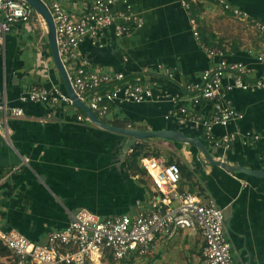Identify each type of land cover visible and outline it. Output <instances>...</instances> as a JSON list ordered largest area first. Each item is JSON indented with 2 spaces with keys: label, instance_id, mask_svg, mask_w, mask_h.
Wrapping results in <instances>:
<instances>
[{
  "label": "crops",
  "instance_id": "0c3cea01",
  "mask_svg": "<svg viewBox=\"0 0 264 264\" xmlns=\"http://www.w3.org/2000/svg\"><path fill=\"white\" fill-rule=\"evenodd\" d=\"M59 1L73 18L82 16L90 4V0ZM126 1L144 20L143 27L118 39L110 31L102 48L88 38L81 52L105 71L140 75L157 95L162 92L170 98L143 104L118 103L101 121L122 129L179 130L202 141L215 160L225 161L229 167L264 171V89H234L227 93L226 103L242 118L226 128L216 126L214 133L217 137L240 135L229 150L208 145L200 126L180 125L173 117L182 106L205 117L214 113L212 103L192 102L186 88L200 84L202 74L217 63L196 40L192 20L203 44L225 50L230 62L246 65L251 71L250 79L264 78V63L257 58L264 39L249 24H264V0H225L248 14V22L211 0H194L190 11L180 0ZM124 8V0H120L116 10ZM52 57L47 31L35 20L16 24L0 54V104L5 102L8 107L25 111V118L8 120V137L0 136V229L15 230L36 244H45L50 233L64 229L70 213L85 209L102 218L133 216L148 208L155 194L141 162L134 163L130 158L133 149L124 156L127 137L90 121H79V116L86 115L73 107L21 102L32 86L57 87L68 93ZM158 65L170 69L174 77L156 74ZM144 70H149L150 75H141ZM172 97H177L175 103ZM3 115L0 111V120ZM249 132L260 138L243 139ZM138 144L159 149L161 156L182 167V190L203 192L223 209L226 234L239 264H264V176L204 165L194 145L162 139ZM180 235L192 243L200 239L198 252L202 261L201 234L179 229L172 238L160 241L161 262L170 258L171 246Z\"/></svg>",
  "mask_w": 264,
  "mask_h": 264
},
{
  "label": "built area",
  "instance_id": "2783aa9c",
  "mask_svg": "<svg viewBox=\"0 0 264 264\" xmlns=\"http://www.w3.org/2000/svg\"><path fill=\"white\" fill-rule=\"evenodd\" d=\"M48 7L56 29L59 55L69 76L76 97L85 103L98 119H106L118 103L143 104L158 98H170L166 93H155L154 87L145 84L140 75L129 76L124 72L105 71L81 52L82 43L89 38L94 46L104 47V39L110 33L118 39L141 29L144 20L124 0L125 8L116 10L120 0H90L86 12L73 18L59 0H41ZM237 19L248 22V14L231 6L225 0H211ZM194 0H180L190 11ZM38 21L47 31L42 16L26 0H0V54L7 35L18 24ZM124 24H120L119 21ZM129 24H132L130 26ZM264 39V24L249 21ZM192 29L196 40L210 58L217 63L201 76V83L187 86L191 101H208L214 113L205 117L195 110L179 107L174 118L180 125L192 123L203 129L208 145L229 150L240 140L235 133L217 137L216 126L228 125L242 118L236 109L225 101L228 92L240 89L256 92L264 89V78L250 79V69L240 62H230L226 51L202 43L195 20ZM264 63V45L258 54ZM152 72V71H151ZM144 70L141 75H150ZM153 73V72H152ZM156 74L172 79L174 73L158 65ZM226 80L231 83L225 84ZM21 102L74 107L68 93L59 88L47 89L32 86L22 95ZM177 97H172L175 103ZM4 113L0 120V136L7 138L6 125L9 119L25 118V111L18 107L0 104ZM79 121H90L79 116ZM91 122V121H90ZM243 139L258 140V134L246 133ZM141 166L152 180L155 194L149 207L136 215L102 218L82 209L69 214V223L64 229L49 234L45 244H36L25 235L0 229V242L11 253L14 264H102L107 259L126 261L151 258L158 254L160 241L172 238L179 229L190 234L200 233L204 239L203 264H239L233 255L232 245L226 234L225 214L216 202L202 192H190L180 188L182 171L178 164H169L162 156L143 158Z\"/></svg>",
  "mask_w": 264,
  "mask_h": 264
},
{
  "label": "water",
  "instance_id": "95a60500",
  "mask_svg": "<svg viewBox=\"0 0 264 264\" xmlns=\"http://www.w3.org/2000/svg\"><path fill=\"white\" fill-rule=\"evenodd\" d=\"M26 1L33 6L36 12H38L45 21L48 40H49L53 59L57 65V69L59 73L62 75L65 81L68 95L73 100L74 107L83 111L93 124L101 128H104L106 130L117 132L127 137L128 139L123 149L124 156H127L128 152L131 151L140 141H145L148 139H162V140L173 141V142H177L181 144L194 145L195 147H197V149L202 154L203 156L202 163L204 165L206 164L217 165L225 170H228L229 172L238 171V172H244V173H247L249 175H254V176H264V171H251L243 167H229L227 163H225V161L215 160L214 157H212V154L209 148L202 141H200L199 139L187 137L184 133H182L179 130L177 131H170V130L144 131L140 129H131V128L122 129V128L111 126L101 121L100 119H98L97 116L94 114V112L85 103L81 102L76 97L72 89L69 76L66 72V69L64 68V65L59 55V50H58L57 40H56L55 24H54L52 15L48 7L41 0H26Z\"/></svg>",
  "mask_w": 264,
  "mask_h": 264
},
{
  "label": "rangeland",
  "instance_id": "374dc122",
  "mask_svg": "<svg viewBox=\"0 0 264 264\" xmlns=\"http://www.w3.org/2000/svg\"><path fill=\"white\" fill-rule=\"evenodd\" d=\"M52 61L55 65V68L57 69V65L54 59H52ZM60 77H62L61 74ZM149 148L150 149H145L143 153L149 154L151 156H155L158 154L159 156H161L159 149L155 147L152 149L150 146ZM164 158L166 159L167 162H169L166 156ZM200 244H201L200 239H198L196 243H192L190 242L189 238H185L183 235H180L179 237L176 238V242L174 243V245L171 246L172 248H171L170 258L168 260H164V262H161L160 260V258H162V255L158 254L151 258L130 260V261L126 260L121 262L115 261L113 259H107L103 261L102 264H203L200 258V254L198 252L200 249L199 248ZM0 263L14 264L11 255L5 253L4 251H2V249H0Z\"/></svg>",
  "mask_w": 264,
  "mask_h": 264
},
{
  "label": "trees",
  "instance_id": "16d2710c",
  "mask_svg": "<svg viewBox=\"0 0 264 264\" xmlns=\"http://www.w3.org/2000/svg\"><path fill=\"white\" fill-rule=\"evenodd\" d=\"M146 147L145 146H141L139 144H137L134 148H133V152L130 155V158L133 160L134 163H138L139 161L141 162V160L143 158H149V157H159L158 155L155 156H151L149 154H144L143 152L145 151ZM169 164H174L172 160H169L168 162ZM177 164V163H176ZM179 165V164H178ZM180 166V165H179ZM181 171H182V167L180 166ZM182 176H183V171H182ZM202 193V192H201ZM0 249H2V251H4L7 254H11L7 248H5L3 246V244L0 242ZM1 264V263H0Z\"/></svg>",
  "mask_w": 264,
  "mask_h": 264
}]
</instances>
